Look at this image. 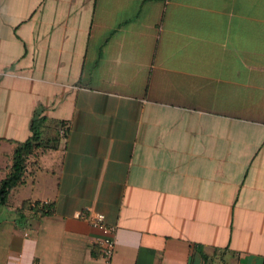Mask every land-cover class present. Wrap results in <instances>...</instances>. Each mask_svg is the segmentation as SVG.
I'll return each mask as SVG.
<instances>
[{
    "label": "crops",
    "instance_id": "crops-1",
    "mask_svg": "<svg viewBox=\"0 0 264 264\" xmlns=\"http://www.w3.org/2000/svg\"><path fill=\"white\" fill-rule=\"evenodd\" d=\"M36 113L0 264H264V0H0V180Z\"/></svg>",
    "mask_w": 264,
    "mask_h": 264
},
{
    "label": "trees",
    "instance_id": "trees-1",
    "mask_svg": "<svg viewBox=\"0 0 264 264\" xmlns=\"http://www.w3.org/2000/svg\"><path fill=\"white\" fill-rule=\"evenodd\" d=\"M53 128L65 133L62 124L56 123ZM59 141L58 135L50 134L46 117L41 113L34 114L29 124V136L23 141L15 142L7 172L0 180V205L7 207L9 194L25 183L28 168L37 154L57 148ZM22 209L32 211L36 217L50 212L48 203L39 201H23L18 212L20 218H23Z\"/></svg>",
    "mask_w": 264,
    "mask_h": 264
},
{
    "label": "built area",
    "instance_id": "built-area-1",
    "mask_svg": "<svg viewBox=\"0 0 264 264\" xmlns=\"http://www.w3.org/2000/svg\"><path fill=\"white\" fill-rule=\"evenodd\" d=\"M90 211L91 210L87 208L85 211L78 212L76 216L79 218H86L85 213ZM88 221L91 226L97 228L101 233V236L96 240V242L101 248L102 256L108 263L114 250V234L116 231V226L107 224L105 222V216L101 212L91 211L90 215L88 216Z\"/></svg>",
    "mask_w": 264,
    "mask_h": 264
}]
</instances>
